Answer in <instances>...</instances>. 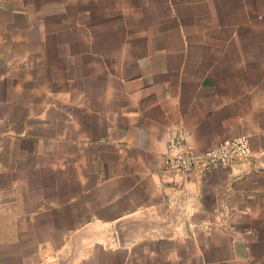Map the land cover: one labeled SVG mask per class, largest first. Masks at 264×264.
<instances>
[{
  "label": "crops",
  "instance_id": "crops-1",
  "mask_svg": "<svg viewBox=\"0 0 264 264\" xmlns=\"http://www.w3.org/2000/svg\"><path fill=\"white\" fill-rule=\"evenodd\" d=\"M0 264H264V0H0Z\"/></svg>",
  "mask_w": 264,
  "mask_h": 264
},
{
  "label": "built area",
  "instance_id": "built-area-1",
  "mask_svg": "<svg viewBox=\"0 0 264 264\" xmlns=\"http://www.w3.org/2000/svg\"><path fill=\"white\" fill-rule=\"evenodd\" d=\"M260 156V154L256 156L252 154L246 136L233 138L198 153H188L178 146L175 141L171 140L168 142L163 156V165L166 169L174 171L185 178L196 169L230 165L237 160L251 157L257 161Z\"/></svg>",
  "mask_w": 264,
  "mask_h": 264
},
{
  "label": "rangeland",
  "instance_id": "rangeland-1",
  "mask_svg": "<svg viewBox=\"0 0 264 264\" xmlns=\"http://www.w3.org/2000/svg\"><path fill=\"white\" fill-rule=\"evenodd\" d=\"M103 234V237L94 238V240L110 244H118L117 228L115 225L111 226L110 230L107 233L103 232ZM119 243H122V239H119Z\"/></svg>",
  "mask_w": 264,
  "mask_h": 264
},
{
  "label": "water",
  "instance_id": "water-1",
  "mask_svg": "<svg viewBox=\"0 0 264 264\" xmlns=\"http://www.w3.org/2000/svg\"><path fill=\"white\" fill-rule=\"evenodd\" d=\"M259 167H263V166H259ZM179 175V174H178ZM180 176V175H179Z\"/></svg>",
  "mask_w": 264,
  "mask_h": 264
}]
</instances>
